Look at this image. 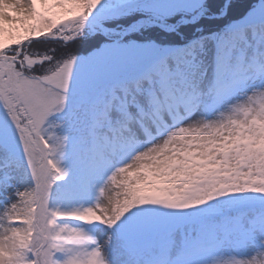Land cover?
Listing matches in <instances>:
<instances>
[{
    "label": "snow or ice",
    "instance_id": "snow-or-ice-1",
    "mask_svg": "<svg viewBox=\"0 0 264 264\" xmlns=\"http://www.w3.org/2000/svg\"><path fill=\"white\" fill-rule=\"evenodd\" d=\"M0 264H264V0H0Z\"/></svg>",
    "mask_w": 264,
    "mask_h": 264
},
{
    "label": "trees",
    "instance_id": "trees-1",
    "mask_svg": "<svg viewBox=\"0 0 264 264\" xmlns=\"http://www.w3.org/2000/svg\"><path fill=\"white\" fill-rule=\"evenodd\" d=\"M200 26L204 27L205 32H208V31L212 30L215 27L214 24H206V25H200ZM196 27H190V28L185 27L183 29V31L186 34L187 38L190 39V38H192L196 34ZM188 32H190V34H188ZM152 35L155 36L158 40L163 41L165 43L175 42V41H172V39H171L172 36H174V34H167L166 35V34H163V33H160V34L153 33ZM35 46H36V48L34 50L40 51L42 53L44 51L50 52V50H51L52 47H57L58 46V42H51L50 41L47 44H44V43H36ZM58 51H59V49H58Z\"/></svg>",
    "mask_w": 264,
    "mask_h": 264
},
{
    "label": "rangeland",
    "instance_id": "rangeland-1",
    "mask_svg": "<svg viewBox=\"0 0 264 264\" xmlns=\"http://www.w3.org/2000/svg\"><path fill=\"white\" fill-rule=\"evenodd\" d=\"M187 28H190V27H196V26H192V25H189V26H186ZM192 29V28H191ZM192 31V30H191ZM70 34V33H69ZM188 34H190V32H188ZM44 52H46V51H44ZM43 52V53H44ZM42 53V52H41ZM50 54H51V52H49Z\"/></svg>",
    "mask_w": 264,
    "mask_h": 264
}]
</instances>
